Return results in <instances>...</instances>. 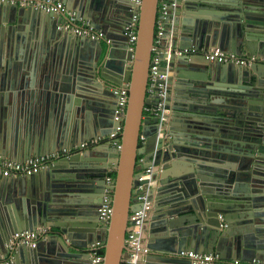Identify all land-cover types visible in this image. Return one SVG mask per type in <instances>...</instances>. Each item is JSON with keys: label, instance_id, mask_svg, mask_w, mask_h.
Segmentation results:
<instances>
[{"label": "water", "instance_id": "95a60500", "mask_svg": "<svg viewBox=\"0 0 264 264\" xmlns=\"http://www.w3.org/2000/svg\"><path fill=\"white\" fill-rule=\"evenodd\" d=\"M60 1L110 42L58 29L56 13L0 4V157L94 142L36 174L0 175V255L10 252L13 264H92L89 245L100 241L102 264H124L128 215L140 206L134 186L143 184L153 213L136 264L142 255L144 264H191L177 255L187 249L264 263V0H168L176 5L163 16L159 0H140L132 49L130 0ZM157 18L167 35L159 42ZM191 45L254 60L177 54ZM154 51L170 63L158 66L165 93L155 96L170 110L163 126L143 113L158 101L146 97ZM124 86L117 148L107 135ZM106 189L108 222L98 211ZM36 229L35 246L6 247L15 232Z\"/></svg>", "mask_w": 264, "mask_h": 264}, {"label": "built area", "instance_id": "2783aa9c", "mask_svg": "<svg viewBox=\"0 0 264 264\" xmlns=\"http://www.w3.org/2000/svg\"><path fill=\"white\" fill-rule=\"evenodd\" d=\"M19 5L28 6L32 5L34 8L40 9L44 12L56 13L60 15V22H58L57 28L62 31H68L74 35H84L90 39H102L107 43L110 42L105 32L102 29L94 28L89 21L78 17L73 11L67 10L64 7L63 2L60 0H0L1 3H15ZM132 8L135 10L140 3V0H130ZM175 6V2H168V0H159L158 13L160 15H165L169 9V6ZM138 19V12L135 10L131 21L125 26L124 33L129 36V47L133 48L134 42L136 40V20ZM162 19H156V31H155V41L159 42L160 37L164 35ZM158 51H154L152 55V64L149 68V75L147 81L146 97L149 99H154L158 97L156 103L150 102L146 103L143 107V113L150 116H155L159 118L160 125L166 122L167 115L169 113L168 108L165 106L164 95L165 84L158 82V79L164 78L165 76L158 73V66L160 61L157 57ZM177 54H201L210 62H233L238 65H247L254 60V56L249 57L246 54L237 55L234 52H226L219 47H209V48H199L197 46L191 45L177 51ZM155 90H158L157 92ZM115 92L120 96L117 100V105L114 110L113 120L116 122L112 131L107 135L108 140L112 141L113 145L117 148L120 147L119 141L116 140L122 130V117L126 106L127 97V87H120L115 89ZM143 136H140V141L143 143ZM94 140L89 142L83 141L72 148L62 147L54 152L44 155H33L29 156L24 160H12L4 157H0V175L6 178H16L20 176H27L36 174L44 170L49 164L58 158L65 156L71 152L78 151L82 152L89 144L93 143ZM151 171V168H146L145 173L142 174L138 180H142ZM107 183H112L113 179L109 176L106 177ZM137 194L136 199L140 206L128 215V229L126 231L125 243L129 251V257L124 261V264H134L136 260L137 253L140 250H146L139 242L140 228L144 222V219L150 209V202L147 201V196L145 193V186L143 184H137L134 186ZM110 200V190H105V195L103 197V204L98 209L99 216L102 221L108 222L111 206ZM39 236V231L36 230H22L17 231L12 235L7 248L11 250L15 244H25L27 246H35ZM100 241H95L89 245V254L92 264H102L103 254L99 253L98 250L103 249ZM179 257L186 258L191 264H264L258 258H253L251 261L244 262L240 259H223L217 252H199L193 249L181 250L177 253ZM0 264H13V255L10 253L8 257L2 258L0 256Z\"/></svg>", "mask_w": 264, "mask_h": 264}, {"label": "crops", "instance_id": "0c3cea01", "mask_svg": "<svg viewBox=\"0 0 264 264\" xmlns=\"http://www.w3.org/2000/svg\"><path fill=\"white\" fill-rule=\"evenodd\" d=\"M60 20H61V18H59V22H60ZM164 36H167V35L164 34ZM203 48H209V47H203ZM169 64H170V63H169L168 61H162V62H160V65H159V66H161V65H163V66H167V65H169ZM168 110H169V109H168ZM169 112H170V110H169ZM169 114H170V113H168V115H167V119H166V120H168ZM144 117H145V118H151L152 116H150V115H148V114H144ZM141 144H142V142H141ZM32 156H33V155H32ZM140 160H141V156L138 157V163H139ZM155 169H156V167H155ZM113 172H115V171H114V168L111 167V168L108 169L106 175L109 176V177H111V174H112ZM4 178H6V177H4ZM111 178H112V177H111ZM9 179H10V178H9ZM112 179H114V178H112ZM145 188H146V187H145ZM151 207H152V206H150V209H149V211H148V213H147V215H146V217H145V219H144V222H143V224H142V226H141V228H140L139 242H140V245L143 246V247H144V245H145L146 242H147V235H146L147 232H145L144 229H145V227H148L150 216H151L152 213H153ZM101 246L103 247V244H102V243H101ZM7 254H8V253H7ZM7 254H6V255H7ZM141 261H143V255H142ZM141 261H140V264H144V262L142 263ZM134 264H136V260L134 261Z\"/></svg>", "mask_w": 264, "mask_h": 264}, {"label": "trees", "instance_id": "16d2710c", "mask_svg": "<svg viewBox=\"0 0 264 264\" xmlns=\"http://www.w3.org/2000/svg\"><path fill=\"white\" fill-rule=\"evenodd\" d=\"M114 176H115V172H113V173L111 174V177H112V178H114ZM98 252L103 254L104 251H103V249H100V250H98Z\"/></svg>", "mask_w": 264, "mask_h": 264}, {"label": "clouds", "instance_id": "9594fccd", "mask_svg": "<svg viewBox=\"0 0 264 264\" xmlns=\"http://www.w3.org/2000/svg\"><path fill=\"white\" fill-rule=\"evenodd\" d=\"M7 247V246H6ZM7 254V253H6ZM10 255V252H8L7 255H0L2 258L8 257Z\"/></svg>", "mask_w": 264, "mask_h": 264}]
</instances>
